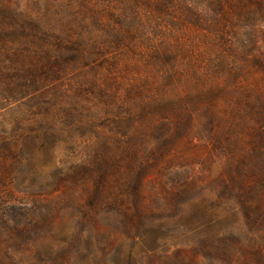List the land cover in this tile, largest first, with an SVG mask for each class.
<instances>
[{
    "label": "rangeland",
    "instance_id": "rangeland-1",
    "mask_svg": "<svg viewBox=\"0 0 264 264\" xmlns=\"http://www.w3.org/2000/svg\"><path fill=\"white\" fill-rule=\"evenodd\" d=\"M73 8L0 0L19 34L0 48L6 79L42 77L0 85V264H264V222L206 116L183 133L161 114L120 117L131 93L122 74L102 80L108 63L60 74L76 57L56 52Z\"/></svg>",
    "mask_w": 264,
    "mask_h": 264
},
{
    "label": "trees",
    "instance_id": "trees-1",
    "mask_svg": "<svg viewBox=\"0 0 264 264\" xmlns=\"http://www.w3.org/2000/svg\"><path fill=\"white\" fill-rule=\"evenodd\" d=\"M72 1L71 20L56 31L66 44L56 52L76 57L60 74L108 63L102 80L119 84L122 74L131 93L120 117L142 122L161 114L183 133L195 117L206 116L220 130L215 144L230 180L264 222V0ZM17 35L0 23V48ZM2 64L0 85H19L25 69L13 68L6 79Z\"/></svg>",
    "mask_w": 264,
    "mask_h": 264
}]
</instances>
